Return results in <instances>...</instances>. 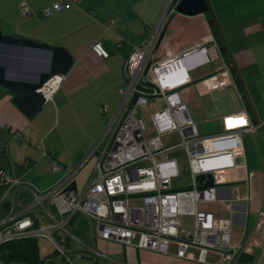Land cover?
<instances>
[{"label": "crops", "instance_id": "1", "mask_svg": "<svg viewBox=\"0 0 264 264\" xmlns=\"http://www.w3.org/2000/svg\"><path fill=\"white\" fill-rule=\"evenodd\" d=\"M54 1L0 0V29L4 34L61 47L72 58V66L60 88L51 102L40 109L38 114L44 112L42 117L36 114L27 119L12 104V95L0 88V145L1 141L5 143L0 169L40 191L54 185L63 174L50 170L53 162L64 167L77 164L74 169L78 170L117 114L125 59L133 48L147 43L158 29L144 66L149 59L155 63L197 45L205 48L208 61L188 71L189 82L178 90L186 115L200 136L220 133L221 118L240 112L242 106L253 123L261 124L256 132L241 136L245 170L219 175L221 187L217 188L216 200L211 202L219 208L203 209L216 218L230 219L231 241L239 243L249 231L257 211L264 210V0H206L210 19L204 13L193 16L175 13L161 22L166 0H81L49 18L39 17L38 14ZM21 4L29 15L21 13ZM210 20L211 26L207 24ZM212 26L218 33V42L212 34ZM95 42H99L106 58L92 53L90 46ZM213 43L217 52L213 50ZM220 48H224L223 53H219ZM0 63L10 77L28 79L36 71H26L22 60L14 58L7 49L1 50ZM37 63L39 61H35L34 66L38 69L40 64L37 66ZM223 65L229 68V75L221 72ZM227 79L233 86L219 87ZM237 95H241V99ZM101 107L108 110L105 118L100 114ZM43 116L47 117L45 127H42ZM58 117L65 127L82 125L78 135L84 143L71 161L63 154L56 155L52 147L43 145L45 149L42 148V137L50 128L48 120L55 123ZM13 131H20L28 139L26 148H20L12 139ZM172 142L165 145L170 146ZM43 151L52 157L41 156ZM23 163L30 164L27 170L22 168ZM246 175H250L247 181ZM227 202L231 204L230 213L225 209ZM76 217L68 227H75ZM75 229L77 235H72L81 240L88 238L87 224L85 231L78 226ZM90 243L108 259L96 264H197L111 241L94 239ZM208 258L214 257L209 255ZM233 264H264V254L254 246Z\"/></svg>", "mask_w": 264, "mask_h": 264}, {"label": "built area", "instance_id": "2", "mask_svg": "<svg viewBox=\"0 0 264 264\" xmlns=\"http://www.w3.org/2000/svg\"><path fill=\"white\" fill-rule=\"evenodd\" d=\"M81 0H56L38 16L51 17L55 12L75 6ZM180 0H166L162 20L175 14ZM24 15L29 12L19 6ZM160 22V23H161ZM147 43L135 47L123 64V84L118 88L121 97L116 118L92 148L88 157L95 156V175L79 192L65 191L76 169L53 162L52 172H63L51 187L35 190L29 183L13 178L0 170V245L11 241L45 239L53 247L52 261L61 264H96L107 257L91 246L94 239L111 241L135 249L167 255L197 264H233L240 256L247 255L254 246L264 254V210L254 215L249 231L239 243H232L230 219H221L198 205L216 200L220 186L219 175L225 172L245 170V153L241 136L260 129L253 123L242 106L238 113L221 118V132L200 136L192 120L186 115L178 90L189 82L188 71L207 62L205 48L197 45L190 49L155 61L145 75L146 85L140 83V74L146 58L156 42V33ZM213 50L218 51L213 43ZM99 58L106 53L99 42L90 46ZM223 65L221 72L229 75ZM64 76L54 75L41 87L46 103L60 88ZM233 82L219 84L225 86ZM137 95L135 105L131 100ZM241 99V95H237ZM161 99L162 110L150 116L154 133L146 135L141 120L135 117V108L146 109L149 100ZM106 107L100 114L105 118ZM174 133L175 139L166 146L164 134ZM12 139L22 149L28 139L13 131ZM181 150L187 162L190 187L174 190L171 179L178 176L176 158L168 152ZM41 156L52 154L41 152ZM87 157V158H88ZM143 164H146L143 166ZM27 170L29 163H23ZM199 175L212 178L211 187L198 185ZM250 175L244 177L245 181ZM27 194L30 200L21 201ZM132 199H140L138 207ZM225 209L231 212L227 202ZM192 217V229H179L178 216ZM82 217L89 231L81 240L66 230L73 217ZM209 255L214 258L209 259Z\"/></svg>", "mask_w": 264, "mask_h": 264}, {"label": "water", "instance_id": "3", "mask_svg": "<svg viewBox=\"0 0 264 264\" xmlns=\"http://www.w3.org/2000/svg\"><path fill=\"white\" fill-rule=\"evenodd\" d=\"M208 9L206 0H180L175 13L193 16L205 13ZM169 20V19H168ZM213 25L210 20L207 23ZM158 44V43H157ZM7 49L14 58L22 60V67L26 71L36 70L31 78H17L8 76L6 68L0 63V88L8 91L12 95V104L27 119L34 117L43 106V99L39 90L42 85L52 76H64L72 66L71 55L61 47H52L40 41L33 39L6 35L0 29V54L1 50ZM224 48L219 49V53H223ZM39 61L37 69L34 62ZM150 65V59L145 65L140 83L146 85L145 74ZM232 71H230L231 73ZM137 95H134L131 104L135 102ZM206 179L203 187L212 186V178L199 175L195 178L198 185ZM65 191L76 192L75 182L72 181ZM52 264V263H50Z\"/></svg>", "mask_w": 264, "mask_h": 264}, {"label": "rangeland", "instance_id": "4", "mask_svg": "<svg viewBox=\"0 0 264 264\" xmlns=\"http://www.w3.org/2000/svg\"><path fill=\"white\" fill-rule=\"evenodd\" d=\"M134 103H132L131 105L134 106L135 105ZM163 106H164V104L162 103L161 99H154L153 102H151L149 100V105L146 109L135 108V117L142 121V123L146 129L147 135L151 136L154 133L152 123L150 120V116L154 112L162 110ZM39 112H40V110L38 111V113ZM43 113L44 112H42V114H38V115H40V117H42V115H44ZM116 116H117V114H116ZM116 116L114 117V119L115 118L117 119L119 117V116L118 117H116ZM45 117L46 116H43V126L42 127L46 126V124L44 122ZM112 121H113V119H112ZM54 122L55 123H51L50 119L48 120V123H49L48 126H50V128H49L48 133L44 137H42V140L44 138V143L41 142V144H42V146L45 145V146L52 147V152H54L53 150H55L56 155L63 154L64 156H67V158L71 161V160H73V158L75 157V154H77V152L79 151V149L81 148V146L84 143V140L82 138H80L78 135V132L81 130L82 125L77 124V125H71V127H65L62 124V120L59 117H58L57 121L55 120ZM108 124H111V121ZM17 132H20V131H17ZM7 139H9V138L7 137ZM174 139H175L174 133H168V134H164L162 136V140L164 141V143H166V142L169 143L170 141H173ZM8 142L11 143V141H9V140H8ZM3 144H5V143H2V141H1L0 162L2 161L1 159H4ZM12 144L14 146L16 145L14 143H12ZM15 147L17 148L18 146L16 145ZM42 148L45 149L44 146ZM167 155L169 157L176 158V162H177L178 176L171 179L172 188L176 191L188 189L190 187V176H189V171H188L187 162H186L184 153L181 150H176V151L168 152ZM95 163H96L95 156L88 157V159L83 162L81 167L77 170L76 174L73 176L72 179H73V181H75L77 192H79L82 189V187L85 185V183L89 179H92L94 177V175H95V171H94ZM145 165L146 164H143V166H145ZM65 166H69V165H65ZM75 166H77V164L72 165L71 167H73V169H74ZM2 171H4V170H2ZM4 172H6V171H4ZM35 190H37V189H35ZM37 191H40V190H37ZM20 200L21 201H27V200H30V197L27 194H22L20 196ZM140 204H141L140 199H132L131 200V205H133L135 207H138ZM198 208H199V210H201V209L217 210L219 208V205L212 204V203H206V204L204 203V204L198 205ZM2 213L3 212L0 210V215ZM74 218L75 217H73L70 222H72V220ZM178 221H179V229H182L185 231H190L192 229V217L191 216L180 215V216H178ZM74 224H75V227H77V226L79 227V230L82 229L85 231L86 223L84 222V220L81 217L77 216L76 219L74 220ZM75 227L74 226L68 227V224H67L65 228L69 233L77 235L78 230H76ZM36 242H37V247H38V252H39L40 258H45L44 264H48L49 261H52V257L50 259L48 258V255L52 254V252H53V247H52L51 243L48 242L47 240L41 239V238L37 239ZM52 264H61V263L53 261Z\"/></svg>", "mask_w": 264, "mask_h": 264}, {"label": "trees", "instance_id": "5", "mask_svg": "<svg viewBox=\"0 0 264 264\" xmlns=\"http://www.w3.org/2000/svg\"><path fill=\"white\" fill-rule=\"evenodd\" d=\"M207 19H210V9L204 13ZM215 41L218 42V33L215 28L211 27ZM37 239L11 241L0 245V260L3 264H44L45 258H40L37 247ZM246 255H242L243 257ZM53 253L48 255L50 259Z\"/></svg>", "mask_w": 264, "mask_h": 264}, {"label": "bare ground", "instance_id": "6", "mask_svg": "<svg viewBox=\"0 0 264 264\" xmlns=\"http://www.w3.org/2000/svg\"><path fill=\"white\" fill-rule=\"evenodd\" d=\"M146 60H147V58H146ZM146 60H145V62H144V64L146 63ZM153 64L154 63H152L151 61H150V65H149V68H148V70L153 66ZM143 67H145L144 65H143ZM228 70H229V68H228ZM43 86V85H42ZM41 94V93H40ZM42 96V95H41ZM42 99H43V97H42ZM46 102L44 101V99H43V105L45 104ZM146 130V129H145ZM73 169V168H72ZM0 170H2V169H0ZM76 171H77V169H76ZM75 174V173H74ZM73 177V176H72ZM72 179V178H71ZM71 183V180H70V182L68 183V185ZM67 185V186H68ZM66 186V187H67ZM50 263H52V261L51 262H49L48 264H50Z\"/></svg>", "mask_w": 264, "mask_h": 264}, {"label": "flooded vegetation", "instance_id": "7", "mask_svg": "<svg viewBox=\"0 0 264 264\" xmlns=\"http://www.w3.org/2000/svg\"><path fill=\"white\" fill-rule=\"evenodd\" d=\"M53 262V261H52ZM0 264H3V261L2 260H0Z\"/></svg>", "mask_w": 264, "mask_h": 264}]
</instances>
